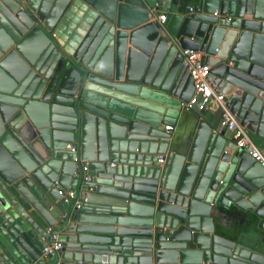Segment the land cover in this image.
I'll list each match as a JSON object with an SVG mask.
<instances>
[{
  "label": "water",
  "instance_id": "obj_1",
  "mask_svg": "<svg viewBox=\"0 0 264 264\" xmlns=\"http://www.w3.org/2000/svg\"><path fill=\"white\" fill-rule=\"evenodd\" d=\"M184 49L264 144V0H0V264H264L222 222L264 232V169Z\"/></svg>",
  "mask_w": 264,
  "mask_h": 264
},
{
  "label": "built area",
  "instance_id": "obj_2",
  "mask_svg": "<svg viewBox=\"0 0 264 264\" xmlns=\"http://www.w3.org/2000/svg\"><path fill=\"white\" fill-rule=\"evenodd\" d=\"M191 10L192 8L189 7ZM166 15L161 14L158 16V21L163 23L166 21ZM183 55V64L186 65L189 69L190 75L193 79V87L195 94L200 93L202 102L200 108H207L208 104L214 103L217 108L220 110V120H219V128L223 130L231 131V136L236 142V145L245 151L264 169V155L257 148L255 143L252 141L249 133L246 129L241 126L237 120L235 119V115L229 111V109L225 106L223 101V95L217 94L213 91L209 77V66L202 63V53L200 51L192 50V49H184L182 50ZM194 102V98H191L190 104ZM167 131H171L172 128L170 126L164 127ZM75 148H72L74 151ZM158 160L161 162L162 158L158 157ZM67 198L74 197V191L68 190L66 192ZM78 203V202H76ZM60 247L59 242H52L50 246L44 248V252L50 251L51 248L57 249Z\"/></svg>",
  "mask_w": 264,
  "mask_h": 264
},
{
  "label": "crops",
  "instance_id": "obj_3",
  "mask_svg": "<svg viewBox=\"0 0 264 264\" xmlns=\"http://www.w3.org/2000/svg\"><path fill=\"white\" fill-rule=\"evenodd\" d=\"M188 6L191 7L193 5L191 2H188ZM161 14H163V12L161 11L156 12V14L151 18V20L155 19L156 23L159 24L160 22L158 21V16ZM167 20L168 18H166V21L163 23L166 24ZM206 109L208 112L207 115L211 114L212 122L215 124V126H218L219 119H220V110L217 108V106L214 103L208 104ZM194 120L195 118H192L190 114H188L187 112H183L176 126L173 127L171 130L173 135L176 137V136L189 132V140H190L192 137L194 128L192 129V131H190L189 128L191 126V122ZM227 131L228 130H225V133ZM250 137L252 141L255 143V145L257 146V148L264 155V144L260 142L256 137L252 136L251 134H250ZM69 190H73V189L70 188ZM246 219H244L243 217H233V216L228 215V216H225L222 222L226 228L230 229V231L228 232V235L234 239L242 238L245 240L246 239L254 240L255 237H259V238L261 237L264 239V232L257 228V223L255 221L252 222L251 220H246Z\"/></svg>",
  "mask_w": 264,
  "mask_h": 264
}]
</instances>
